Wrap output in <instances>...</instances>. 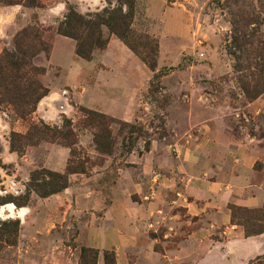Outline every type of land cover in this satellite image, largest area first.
Wrapping results in <instances>:
<instances>
[{"label":"rangeland","instance_id":"374dc122","mask_svg":"<svg viewBox=\"0 0 264 264\" xmlns=\"http://www.w3.org/2000/svg\"><path fill=\"white\" fill-rule=\"evenodd\" d=\"M58 1L65 2L58 20L43 22L38 11ZM104 1L103 7L82 13L68 0H35L36 7H27V0L15 4L34 11L0 56L14 51L19 32H37V39L30 42L28 34L22 44L30 46L25 60L42 70L37 79L48 94L24 118L14 106L0 104V264H105L104 253L108 264H116L115 249L97 246V238L138 227L132 221L127 225L130 206L144 196L152 200L162 184L174 180L170 169L184 149L192 148L193 139L203 146L195 152L198 164L214 165L224 149L236 147L238 159L247 150L252 167L264 169V0H168V6L184 10L194 29L180 60L159 67L161 21L147 20L139 0ZM126 1L134 4L127 18L132 19L131 51L152 74L143 91L131 98L137 105L121 118L87 106L90 95L99 101L104 94L103 88L89 85L96 77L105 78L97 76V65L85 67L74 83L78 67L70 63L73 39L55 41L53 61L62 69L50 67L48 54L69 8L85 18H106L113 11L127 13ZM100 30L102 40L112 35L104 25ZM26 83H20L21 89ZM80 108L105 120L90 121ZM70 122L77 138L72 147L48 138L30 144L23 138L32 123L62 130ZM210 131L202 141V133ZM12 132L20 152L11 147ZM151 149L153 156H146ZM56 174L66 179V188L50 194L61 184ZM238 218L263 227L264 209L239 213ZM254 264H264V258Z\"/></svg>","mask_w":264,"mask_h":264},{"label":"crops","instance_id":"0c3cea01","mask_svg":"<svg viewBox=\"0 0 264 264\" xmlns=\"http://www.w3.org/2000/svg\"><path fill=\"white\" fill-rule=\"evenodd\" d=\"M68 1L81 13L101 8L105 2ZM139 1L147 20L162 23L158 37V67L164 61L178 62L183 49L189 45L188 39L194 29L192 21L182 8L168 6V0ZM64 6V1H58L38 13L43 22L57 21ZM33 11L22 5H0V50L11 46L13 36L28 23ZM107 39L106 46L94 50L88 61L74 53L72 42L70 63L78 67L74 83L83 77V73H78L85 67L92 70L99 66L101 72L97 76L103 75L105 80L96 77L89 88H103L104 94L99 101L94 99L96 95H90L87 106L102 108L105 113L122 118L126 110L137 105L131 98L143 91L152 72H146L144 63L117 37L108 35ZM56 40L68 39L54 35L48 64L51 68L62 69L53 61ZM210 134L211 131L202 133L201 140ZM198 147L203 148L193 139L192 148L184 149L170 169L174 180L162 184L153 193L152 200L144 196L135 206H130L129 215L125 216L127 225L132 221L137 228L128 227L110 235L104 233L97 238V246L115 249L116 264H254L264 258V229L246 236L244 228L232 221L230 209V206L264 208V169L252 167L253 159L245 155L247 150L243 158L238 159L240 150L236 147L224 149L216 164L201 165L195 153ZM153 153L151 149L146 156H153ZM184 165L188 167L183 169ZM230 226L234 229L229 230Z\"/></svg>","mask_w":264,"mask_h":264},{"label":"trees","instance_id":"16d2710c","mask_svg":"<svg viewBox=\"0 0 264 264\" xmlns=\"http://www.w3.org/2000/svg\"><path fill=\"white\" fill-rule=\"evenodd\" d=\"M23 0H0L4 5H15L22 4ZM128 8L127 13L113 11L108 13L106 18H101L97 14L90 18H85L79 13L75 12L72 8H69L67 15L64 20L60 22L57 26V34L71 38L75 41V53L77 56L84 60H90L92 58V53L95 49H102L106 46L108 39H101V26H106L110 34L121 40L130 50L135 52L132 44L128 40V36L132 34L130 32V21H127L128 15L132 14L134 4L130 5L127 1L124 2ZM27 7L38 6L35 0H27ZM132 17V16H131ZM30 29H25L17 34L14 40L15 49L14 51L5 52L0 56V104L7 102L11 106H14L15 113L17 116L24 118L26 115L33 112L36 108L37 103L40 99L48 94L47 88H45L37 79L38 74H43L42 70L33 67L27 60H25L26 55L31 50L30 46L27 48L23 46V39L27 38L28 34L32 35V42L34 39L38 38V33L34 31H29ZM40 50L37 49L31 52V57H34ZM150 70L154 71L155 66H148ZM24 70L28 72H24ZM10 71V72H9ZM25 80L27 87L21 89L20 83ZM12 86V88H7V86ZM26 107V108H24ZM27 109V110H26ZM80 111L88 118L90 121H94L98 124H102L105 120L104 116L93 112L88 109L80 108ZM68 127L64 126L62 130L57 128L51 129L44 124L38 125L32 123L29 127L28 133L23 138L26 139L30 144H34L45 138L51 140H58L70 147L74 146L77 142L76 135L72 129L71 122ZM17 136L14 132L11 133L10 143L11 147L20 152V148H17L14 144L13 138ZM33 140H36L34 143ZM28 143V144H29ZM72 155L74 154L73 149L71 150ZM71 173H79L83 171H70ZM53 175V174H52ZM57 179L61 181V184H57L51 193L59 192L60 190L66 188L67 181L63 176L56 174ZM232 212V221L241 225L244 228L246 236L261 233L264 229L263 227H256L253 224H249L244 218L241 220L238 218V214L245 213H255L259 210L247 209L237 206H230ZM86 249H82V253L85 254ZM113 256L114 263V254ZM108 254L104 253V262H107ZM81 264H85L82 260Z\"/></svg>","mask_w":264,"mask_h":264},{"label":"built area","instance_id":"2783aa9c","mask_svg":"<svg viewBox=\"0 0 264 264\" xmlns=\"http://www.w3.org/2000/svg\"><path fill=\"white\" fill-rule=\"evenodd\" d=\"M200 56H202L203 54H199ZM234 229V226H230L229 227V230H233Z\"/></svg>","mask_w":264,"mask_h":264}]
</instances>
